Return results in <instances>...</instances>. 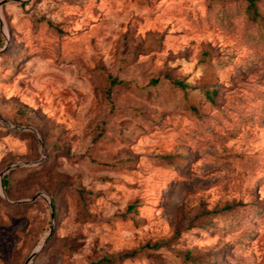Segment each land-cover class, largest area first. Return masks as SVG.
I'll use <instances>...</instances> for the list:
<instances>
[{"label": "rangeland", "instance_id": "rangeland-1", "mask_svg": "<svg viewBox=\"0 0 264 264\" xmlns=\"http://www.w3.org/2000/svg\"><path fill=\"white\" fill-rule=\"evenodd\" d=\"M256 7L0 0V264H264Z\"/></svg>", "mask_w": 264, "mask_h": 264}, {"label": "trees", "instance_id": "trees-1", "mask_svg": "<svg viewBox=\"0 0 264 264\" xmlns=\"http://www.w3.org/2000/svg\"><path fill=\"white\" fill-rule=\"evenodd\" d=\"M247 2V15H248V18L256 23L258 22L259 20V16H258V13H257V7H256V3L259 1V0H245ZM113 84H119L120 82L116 81V80H113L112 81ZM152 84H157V81L154 80L152 81ZM173 85L176 86V87H179L181 89H185L186 88V85L182 82H179V81H174L173 82ZM208 96V94H207ZM7 184V178L6 176L3 178V185L6 186ZM159 245H156L155 247H158ZM134 256V253L131 252V253H125L123 255H121L119 257L120 260H123V259H127V258H131ZM109 261H106V260H101L99 261L97 264H108Z\"/></svg>", "mask_w": 264, "mask_h": 264}, {"label": "water", "instance_id": "water-1", "mask_svg": "<svg viewBox=\"0 0 264 264\" xmlns=\"http://www.w3.org/2000/svg\"><path fill=\"white\" fill-rule=\"evenodd\" d=\"M5 2V1H4ZM4 174V173H3ZM2 174V175H3ZM40 195H37L35 197H33L31 200H34L36 199L37 197H39ZM49 206H50V209L53 210V204L51 202H49ZM36 252L32 253L29 257V259L26 261V264H28L30 262V260L35 256Z\"/></svg>", "mask_w": 264, "mask_h": 264}]
</instances>
